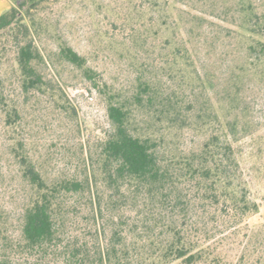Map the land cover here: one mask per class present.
<instances>
[{
  "label": "trees",
  "instance_id": "16d2710c",
  "mask_svg": "<svg viewBox=\"0 0 264 264\" xmlns=\"http://www.w3.org/2000/svg\"><path fill=\"white\" fill-rule=\"evenodd\" d=\"M72 2L0 15L1 126L19 181L0 206V264H264V223L250 227L264 205L244 168L264 171V0H102L86 54L49 31ZM65 66L105 108L85 143ZM44 108L71 139L24 136L25 112Z\"/></svg>",
  "mask_w": 264,
  "mask_h": 264
},
{
  "label": "rangeland",
  "instance_id": "374dc122",
  "mask_svg": "<svg viewBox=\"0 0 264 264\" xmlns=\"http://www.w3.org/2000/svg\"><path fill=\"white\" fill-rule=\"evenodd\" d=\"M20 1L0 0V15L11 6H16ZM100 1L102 0H75V2L68 5L59 6L49 16L48 27L51 37L54 38L56 32H58L61 35L60 37L65 39L78 53L86 54L90 52L93 48L91 46L93 40L90 34L92 30L90 14L97 10V4ZM48 41L39 43L42 50L56 45V39L51 40L52 42ZM98 59V67L104 70L108 69V73L122 69L116 60L105 61L106 59H104L102 61L100 57ZM59 73L60 77H58V80L66 98L82 122L81 138L83 142H86L87 137L91 139L99 137L102 130L107 126L105 108L101 99L94 90L88 89V85L82 82L79 73L73 68L68 66L61 67ZM47 112L44 108L42 116L34 120L32 114L25 112L27 131L24 136L38 142H48L59 137L71 139L73 130L70 124L64 121L63 117L54 114L49 116ZM1 125L0 111V206L11 208L16 202L12 197L19 181L15 167L5 153L6 141ZM45 126L46 128H44ZM244 148L248 149V145H245ZM244 168L247 169L246 174L250 179L252 190L257 194L258 200L264 205V171H261L258 166L252 163L245 164ZM262 223H264V206L261 208L260 214L250 220V227L253 231H257Z\"/></svg>",
  "mask_w": 264,
  "mask_h": 264
}]
</instances>
